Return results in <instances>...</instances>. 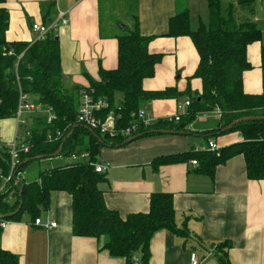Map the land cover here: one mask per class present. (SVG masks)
<instances>
[{"label":"crops","instance_id":"1","mask_svg":"<svg viewBox=\"0 0 264 264\" xmlns=\"http://www.w3.org/2000/svg\"><path fill=\"white\" fill-rule=\"evenodd\" d=\"M109 1L108 22L104 24L101 0H5L4 8L9 14L5 38L10 43H32V24L51 25L60 12L64 13L67 25L59 26L54 33L59 41L60 66L65 85L67 88H87L89 81L85 74L98 80L101 68L112 71L118 65L116 37L126 25L119 27L111 19ZM179 1L133 0L131 7L125 10L131 18L130 9H133L138 19L139 34L154 37L148 44L149 52L163 55L153 77L143 82L144 91L175 88L180 93L187 89L196 95L201 93V81L193 77L199 62L191 39L170 38L166 34L168 23L175 14L187 11L190 18L191 10L197 4L201 11L206 10L207 13V4L205 0H183V4ZM238 1L241 8H246L248 18L235 22L229 15L232 25L253 22L262 33L260 42L248 45L246 58L252 68L243 73L242 86L247 94H261L264 0ZM232 2L236 3L235 0ZM200 21L204 20L199 17L196 27L191 29H196ZM120 98L121 95L117 94L116 101ZM185 101V96L141 100L139 108L162 120L175 116L177 106ZM186 111L187 108L182 116ZM32 114L23 116L27 129L32 125ZM213 114L216 116L213 120H218L216 125L208 123L206 119L207 115ZM219 117L217 109L197 114L185 131L148 135L118 147L104 145L98 152L96 163L108 165L105 180L98 187L103 193L105 207L117 212L120 217L148 212L152 193L173 196L175 225L185 227L188 236H175L168 230L155 232L150 239L147 264H190L194 254L201 257V264H220L215 251L223 243L229 244L227 253L230 264H264V181L246 178V163L242 155L228 159L216 167L212 175L200 171L197 163L192 165L193 160L163 166L153 164L156 158L165 155L206 151L208 141H213L218 149L242 141L238 132L207 137L206 133L217 128ZM195 120L199 123L198 127ZM18 124L16 117L0 119V143H11L16 134H23ZM67 164L73 162L64 165ZM26 165L18 177L24 183L38 181L42 173L52 169L38 171L36 178L27 181ZM2 187L0 194L5 190ZM50 199L47 210L42 211L39 218L43 224L55 222V228L43 229L35 225L29 215H24L18 222L10 221L2 229L0 237L3 251L13 254L19 264H125L123 257L111 256L103 249V237L73 236L72 199L66 192H52ZM6 201L11 205L16 202L13 192ZM135 257L140 259L138 254Z\"/></svg>","mask_w":264,"mask_h":264},{"label":"trees","instance_id":"2","mask_svg":"<svg viewBox=\"0 0 264 264\" xmlns=\"http://www.w3.org/2000/svg\"><path fill=\"white\" fill-rule=\"evenodd\" d=\"M247 1V0H246ZM243 1L242 3H246ZM207 21H200L196 29H191L189 13L179 12L168 23L167 36L170 38L187 37L191 39L198 55V66L194 78L201 81V93L196 95L190 90L184 93L175 88L161 91H144L142 85L147 78L153 77L155 67L160 64L162 54H152L147 49L154 38L138 32V19L132 13L131 25L125 26L117 39V67L112 71L99 70L98 80L85 74L89 81L87 88L72 86L67 88L60 66L59 41L54 32L46 34L44 39L32 43L8 42L5 38L9 26V14L4 8L5 0H0V119H13L19 102V94L30 97L42 108H50L55 115L51 124L46 123V113H33L29 127L31 138L29 152L20 155L16 171L20 172L31 157H50L59 145L60 155L71 156L85 152L87 161L52 168L39 177L38 181L24 183L13 178L0 194V221L18 222L24 215L33 220L47 210L52 192H66L71 203V228L73 236L96 238L103 237V249L109 255L132 259L140 255L142 264L149 260V244L152 235L160 230H168L175 236L187 237L185 227L175 225L173 196L168 193H152L148 212L135 213L123 218L117 212L105 207L103 193L98 185L105 180V173H96L89 162L96 163L99 150L104 145L118 147L125 145L127 138L119 134L109 137L92 132L76 122L77 108L81 94L91 91L95 100H106L108 107L101 117L113 113L116 130L135 123L131 114L137 112L141 100L176 99L185 96L190 102L186 113L178 122L159 121L153 128L140 126L133 136L138 138L152 133L153 130L185 131L197 114L218 110L220 123L217 128L206 133L214 138L226 132H238L242 141L218 149L217 152L195 150L178 155H165L153 161L155 166L178 164L195 160L200 171L212 175L216 167L228 159L242 155L246 163V178L264 181V120H252L236 124L231 130L223 128L239 117L261 116L264 118V46L261 48L262 93L247 94L243 90V73L252 66L246 58L248 45L260 42L261 30L255 23L247 22L232 25L231 17L221 12L220 0H205ZM117 94L121 95L116 101ZM176 124V126H174ZM59 134V138L55 139ZM53 141L47 140V136ZM68 137V138H67ZM205 137V138H207ZM65 139V141H64ZM10 157L5 147L0 149V176H7ZM22 191L20 193V187ZM13 192L16 202L6 201ZM22 201L20 210L13 213ZM2 230L0 229V237ZM223 243L216 248L220 264H230L227 248ZM0 264H19L18 259L0 245Z\"/></svg>","mask_w":264,"mask_h":264},{"label":"built area","instance_id":"3","mask_svg":"<svg viewBox=\"0 0 264 264\" xmlns=\"http://www.w3.org/2000/svg\"><path fill=\"white\" fill-rule=\"evenodd\" d=\"M67 25V21L64 17V13L60 12L57 16V19L55 20V23L51 25L47 24H38L34 23L31 26V30L33 33L34 41H39L41 39H44L46 34L49 32H56V29H58L59 26H65ZM190 105L189 101H185L182 105H178V112L173 117L164 118L162 120L157 119L154 117L149 111H146L145 109H139L137 112H133L131 114V119L135 120V123L132 124L129 127L122 128L120 130H116V123L113 113H109L105 117H101L102 111L108 107L107 101L104 99L95 100L90 92H82L79 106L77 108V116H76V122L78 124H82L86 127H89L91 129H96L100 132V134H106L109 137H114L116 135H120L124 138L129 139L130 137H133L135 133L139 131V127L142 126L145 129L147 128H153L156 124L159 123V121H168V122H175L177 123L179 118L182 115V112L185 110V108H188ZM44 111L46 113V123L51 124L55 120V115L53 111H51L50 108L43 107L39 104H37L35 101H33L30 97H27L24 94H19V102L16 109V119L19 123V128L23 130L22 135L16 134L13 142L8 144H2L0 143V149H3L5 147L7 155L10 157L9 161V173L7 176H0V180H2V189H5L8 183L11 182L13 178L19 177L20 172L16 171L17 164L20 160L21 154H26L29 152L30 149V143H28V140L31 138V133L29 128L27 129L26 126V120L23 119V116L29 113L34 112H40ZM59 138V134L56 136L55 139ZM47 140L53 141V137L48 135ZM207 151L217 152L218 148L216 144L213 141H208L207 146L205 148ZM73 160V164L81 161H87L89 158V155L85 152L81 153H74L70 156ZM191 164L195 165L196 161L193 160ZM89 165H91L96 173L104 174L107 169V164H98L89 162ZM9 222L6 220L0 221V229L2 230ZM34 224L43 228V229H49V228H55L56 223L53 221L47 222L46 224H43L41 222L40 218H37L34 220ZM132 264H141V261L139 257H134L132 259ZM190 264H201V257L198 254H194L192 256Z\"/></svg>","mask_w":264,"mask_h":264},{"label":"rangeland","instance_id":"4","mask_svg":"<svg viewBox=\"0 0 264 264\" xmlns=\"http://www.w3.org/2000/svg\"><path fill=\"white\" fill-rule=\"evenodd\" d=\"M108 0H101L102 11H101V17L104 20V24H106L107 16H108V10L107 3ZM133 0H110L109 4L111 5V19L115 21L118 26H128L131 23L130 16L127 13L126 8L131 7ZM221 2V12L222 15L225 17L232 16L235 22H239V20H244L248 18V13H246V8H241V6L238 4L239 1L235 0V4H233L232 0H220ZM179 3L183 4V0H180ZM134 5V3H133ZM256 9V7H255ZM254 9V10H255ZM258 10V8H257ZM130 12L133 13V9H130ZM242 16V19L241 17ZM201 18L202 20H207V13L206 10L203 12L200 8L197 6H194V8L191 10L190 18H191V27L195 28L198 18ZM262 43L264 44V35L262 39ZM119 97V96H118ZM216 116L213 115H207L206 119L208 120V123H212V125H216L217 121H214ZM196 121V120H195ZM215 122V123H214ZM197 123V121H196ZM199 126V123L196 124V127ZM73 160L70 156L66 155H60V157H53V158H45L42 160H34L31 161L28 165H26L25 170L27 172L26 179L27 181L33 180V178L37 177L38 171H45V169L48 168H54V167H60L61 165H64L66 163H72ZM2 185V181H0V188Z\"/></svg>","mask_w":264,"mask_h":264},{"label":"water","instance_id":"5","mask_svg":"<svg viewBox=\"0 0 264 264\" xmlns=\"http://www.w3.org/2000/svg\"><path fill=\"white\" fill-rule=\"evenodd\" d=\"M121 27H122V26H121ZM252 120H260V121H261V120H264V118L261 117V116L239 117V118L235 119L234 122H232L231 124H229L228 126H226L225 128H223L222 132H226V131L231 130L234 126H236V124H239V123H242V122H250V121H252ZM85 127H86V126H85ZM86 129L92 132V129H91V128L86 127ZM151 132H152V133H155V134H161V135H162V134H175L174 131L164 130V129H162V130H153V131H151ZM67 138H68V137H67ZM137 138H138V136L130 137L129 139H127V140L125 141V144L132 143V142H133L134 140H136ZM64 141H65V139H64ZM62 146H63L62 144L59 145V148L57 149V151H56L54 154H52V156H50V157H48V158H51V157H58L59 154H60V152H61V150H62ZM40 159H42L41 156H35V157H31L30 159L26 160L24 163L27 164V163H30V161L40 160ZM22 188H23V187L21 186V187H20V193H21V191H22ZM21 205H22V201L19 203L17 209H16L13 213H11V215L16 214V213L20 210Z\"/></svg>","mask_w":264,"mask_h":264}]
</instances>
